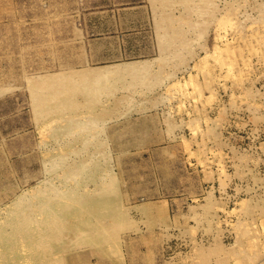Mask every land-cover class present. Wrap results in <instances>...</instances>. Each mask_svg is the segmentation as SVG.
Here are the masks:
<instances>
[{"label":"rangeland","instance_id":"1","mask_svg":"<svg viewBox=\"0 0 264 264\" xmlns=\"http://www.w3.org/2000/svg\"><path fill=\"white\" fill-rule=\"evenodd\" d=\"M196 1L0 0V264H264V0ZM223 33L234 66L214 58ZM143 61L149 80L83 84Z\"/></svg>","mask_w":264,"mask_h":264},{"label":"bare ground","instance_id":"2","mask_svg":"<svg viewBox=\"0 0 264 264\" xmlns=\"http://www.w3.org/2000/svg\"><path fill=\"white\" fill-rule=\"evenodd\" d=\"M205 1V0H204ZM203 1V2H204ZM195 2H198V1H196L195 0ZM169 3V2H168ZM194 3V2H193ZM200 3H201V1H200ZM197 6H198V4L195 6L196 7V11H197ZM200 6V5H199ZM198 6V7H199ZM205 7H207V6H205ZM212 7V6H211ZM190 8V7H189ZM200 8H202V10H200V11H203V13L202 14H199L198 16H200V15H204V12H205V10H203V8L204 7H200ZM208 8V7H207ZM210 8V7H209ZM191 9V8H190ZM190 9H188V11L190 10ZM193 10V9H192ZM211 10V9H210ZM214 10V9H213ZM212 11V10H211ZM198 12V11H197ZM208 12V11H207ZM195 13V15L196 14H198V13H196V12H194ZM208 15V14H207ZM210 15V14H209ZM225 15H229V13L228 14H225ZM225 15L224 16H222L221 15V21H220V25L221 26H223V27H225V28H222V30H226V28L227 27H232L233 26V19L230 17V16H226L225 17ZM188 16V15H187ZM233 16V15H232ZM190 17V16H189ZM193 17V16H192ZM202 17H204V16H202ZM194 19H195V17H194ZM193 19V20H194ZM197 19H199L198 17H197ZM203 19H205V18H203ZM219 19H220V16H219ZM186 21V20H185ZM196 21V20H195ZM203 21H205V20H203ZM194 22V21H193ZM199 22V21H198ZM235 23V22H234ZM232 24V25H231ZM191 25V24H190ZM193 26V25H192ZM191 26V27H192ZM220 27V26H219ZM258 34V33H257ZM226 33H225V35H224V33L223 34H221V35H219L218 37L220 38V39H222V41H223V39H224V45L223 46H221V45H217L216 47H215V49L216 50H218V51H220V52H217L216 54H214L215 56H214V58H217V60H219V61H221L222 62V65H231L232 63H233V61H234V59H232V56H230V55H232L230 52L228 53V54H225V53H223V51H226L228 48V45H229V42H228V37L226 38ZM252 37H254L253 35H251ZM256 36V35H255ZM258 36V35H257ZM217 37V38H218ZM238 37V36H237ZM225 38L227 39V40H225ZM258 39V38H257ZM234 40V39H233ZM253 44V43H252ZM262 44H264V43H262ZM253 46H254V44H253ZM263 46V45H262ZM248 48V47H247ZM215 50V51H216ZM253 50H255V49H253ZM213 53H215L214 51H213ZM234 53V52H233ZM212 54V53H211ZM210 56V55H209ZM211 56H213V55H211ZM233 65V64H232ZM148 63L147 62H145V61H143V62H127V63H121V64H118V65H113V66H104V67H99V68H94V69H91L90 71L88 70V71H86L85 73H83V75L84 76H88V79H83L82 81H83V84L84 83H93V86H92V89L94 90V91H96V90H107V88L108 87H106V86H104L105 84H107V83H111V82H114V81H116L117 79H119V80H123V78L125 77L126 78V76H137V77H139V79L140 78H142L141 80H145V78H147V80H149L148 79V77H150V78H152V75H154L152 72H153V70H151V69H148ZM209 62H208V60H206V58H205V62H204V66L202 67V69H203V72H206V73H210L209 71H208V69H209ZM234 66V65H233ZM233 66H231V67H233ZM229 69L228 70H230V66H227ZM234 67L233 68H231V70H233V72H234V74H235V71H234ZM207 70V71H206ZM232 72V73H233ZM241 72V71H240ZM65 73V72H64ZM149 73H151V75H149ZM59 74V73H58ZM229 74H230V71H229ZM70 76H65V74H60V75H58V77H57V75L56 74H54V75H52V76H49V78H48V80H51V81H56V83H58V84H56V88L60 91V89H62V87L63 86H65L66 84L68 85V87L70 88V83L68 82V81H66L65 79H67V80H71V83L72 82H75V77H73L74 75H77L75 72H72V74L70 73L69 74ZM241 75V74H240ZM42 77H43V75H42ZM42 77H40V78H42ZM73 77V78H72ZM195 77L196 76H194V75H191V77L189 78V79H187L186 78V80L185 81H187V82H185V83H187L186 85H188V83L190 82H192V81H196L195 80ZM234 77V76H233ZM242 77V76H241ZM46 78V77H45ZM129 78H131V80H129V81H132V77H129ZM116 79V80H115ZM47 80V81H48ZM152 80V79H151ZM77 81V80H76ZM138 81H140V80H138ZM43 82H44V80H43ZM135 82V81H134ZM152 82V81H151ZM31 83V86L32 85H34V83L33 82H30ZM33 83V84H32ZM64 83V84H63ZM184 83V84H185ZM40 84V83H39ZM38 84V85H39ZM97 84H98V87H97ZM183 84V85H184ZM101 85L103 86V87H101ZM132 85V84H131ZM186 85L185 86H182V87H184L183 89H188V87L186 88ZM191 85H195V83L194 84H192L191 83ZM51 86V85H50ZM54 86V85H53ZM196 86H198L197 85V83H196ZM35 88L37 87V86H34ZM33 86H32V88H34ZM181 87V88H182ZM67 88V87H66ZM130 88V87H129ZM194 88L195 89H198L199 88V86H198V88H196L195 86H194ZM200 88H201V90H200ZM200 88L198 89V91L199 92H202V87H201V85H200ZM241 88V87H240ZM56 89V90H57ZM114 89V88H113ZM182 89V90H183ZM36 90V89H35ZM34 90V93L35 92H37V90L35 91ZM101 90H100V92H101ZM49 91V90H48ZM244 91V90H243ZM182 92V91H181ZM190 92V91H189ZM188 92V90H187V93H189ZM241 92V91H240ZM245 92H247V91H245ZM244 92V93H245ZM185 93V94H184ZM36 94V93H35ZM235 94V93H234ZM234 94H233V97H234ZM103 95V93L102 94H100V96H102ZM183 95H186V91H183ZM198 95H201L200 93L198 94ZM244 95V94H243ZM188 96H191V95H188ZM60 97H62V96H60ZM63 97H65V96H63ZM96 96H94L93 95V98H95ZM59 100H60V98H59ZM62 102V101H61ZM54 103V102H53ZM58 103V102H57ZM59 104H60V101H59ZM63 104H64V102H63ZM66 104V103H65ZM64 104V105H65ZM58 105V104H57ZM51 106V105H50ZM91 108H92V110H95L93 107H94V105H91L90 106ZM51 108V107H50ZM53 108V107H52ZM60 108V107H59ZM105 110V109H104ZM104 112H106V110L104 111ZM93 113V112H92ZM92 113H91V115H92ZM59 117V116H58ZM63 117H65V115L63 114ZM86 117H89V116H86ZM78 118V117H77ZM77 118H76V120H77ZM80 118V117H79ZM58 119H60V118H58ZM58 119H49L51 122H56L57 123V121L58 122H60V120H58ZM66 120V119H65ZM71 120V119H70ZM74 119H72V122H74L73 121ZM82 120V123H84L83 121H84V119H81ZM41 121H43V120H41ZM50 121L48 122V123H50ZM64 121V120H63ZM67 121V120H66ZM75 122H78V121H75ZM74 122V123H75ZM81 122V121H80ZM79 122V123H80ZM91 122H93V123H95L96 122V120L95 119H89L88 120V123H91ZM62 123V122H61ZM55 124V123H54ZM59 124V123H58ZM57 124V125H58ZM51 125V124H50ZM50 125H46V126H50ZM53 125V124H52ZM46 126H44V128L46 127ZM82 127H80V128H83V129H81V130H84L85 129V127L83 126V125H81ZM95 126V125H94ZM93 126V127H94ZM56 127V126H55ZM80 128H79V126H78V129L80 130ZM45 129H47V127L45 128ZM50 129H51V127H50ZM70 129H71V127H70ZM69 129V130H70ZM77 130V127L76 126H72V130H70V131H74V130ZM48 130V129H47ZM58 130H59V128H58ZM75 130V131H76ZM47 132V131H46ZM50 133V132H49ZM80 133V132H79ZM57 134V133H56ZM53 135V134H52ZM87 146H89V145H87ZM72 153H73V151H71ZM79 152V151H78ZM84 152V151H83ZM91 152V151H90ZM102 152V151H101ZM101 152H99V153H101ZM66 153V152H65ZM70 153V152H69ZM86 153V152H85ZM92 153H94V152H92ZM63 154V153H62ZM81 154H82V151H81ZM84 154V153H83ZM91 154V153H90ZM89 154V155H90ZM96 154V153H95ZM85 155V154H84ZM242 156V155H241ZM63 157H65V156H63ZM87 157V156H86ZM105 157V156H104ZM101 159V158H100ZM104 159V158H103ZM108 159V158H107ZM239 159V158H238ZM84 160V159H83ZM105 160H106V158H105ZM78 161V160H77ZM89 161V160H88ZM54 162V161H53ZM76 162V161H75ZM74 162V163H75ZM64 164V163H63ZM66 164V163H65ZM87 163H85V165H86ZM70 165V164H69ZM88 165V164H87ZM61 166V165H60ZM63 166V165H62ZM66 167L68 166V164H66L65 165ZM63 168V167H62ZM86 170V169H85ZM89 170V169H88ZM223 170H224V166H223ZM92 172V171H91ZM79 173V172H78ZM84 174V173H83ZM76 174H74V176H75ZM79 177V176H78ZM77 177V178H78ZM101 177V176H100ZM76 178V179H77ZM68 180V179H67ZM70 180V179H69ZM103 180V179H102ZM101 180V181H102ZM106 180V179H105ZM56 181V180H55ZM98 181V180H97ZM100 181V182H101ZM57 182V181H56ZM99 182V183H100ZM108 182V181H107ZM99 183H97L98 185H101V184H99ZM110 183V182H109ZM91 184V183H90ZM96 184V185H97ZM112 184V183H111ZM46 185V184H45ZM103 185V184H102ZM107 185V184H106ZM53 186H55V189H56V187H57V184H53ZM92 186V185H91ZM38 187V186H37ZM88 187V186H87ZM101 187V186H100ZM109 187V186H108ZM42 188H43V185H42ZM93 188V187H92ZM32 189V188H31ZM29 190V191H27V192H25L24 194H22V196H21V198H19V199H17L16 200V202L15 203H19L21 200H23V198H25L28 194H29V192L30 191H33V190ZM38 189V188H37ZM46 189V188H45ZM58 189V188H57ZM97 189V188H96ZM109 189V188H108ZM111 189V188H110ZM49 190H52V189H49ZM103 190H105L104 188H103ZM96 192L98 191V190H95ZM34 192V191H33ZM33 192H30V193H32L33 194ZM36 192V191H35ZM42 193L43 192H46V190L45 191H41ZM52 192H53V190H52ZM94 192V191H93ZM95 193V192H94ZM36 194H38V193H36ZM44 194V193H43ZM42 194V195H43ZM53 194V193H52ZM34 195H35V193H34ZM38 195H41V194H38ZM55 195V194H54ZM54 195H52V196H54ZM57 195V194H56ZM88 195H90V192H89V194ZM47 196V195H46ZM91 196V195H90ZM93 196V195H92ZM32 197V196H31ZM48 198H49V196H47ZM56 197H58V196H56ZM64 197H65V195H64ZM59 198V197H58ZM61 198V197H60ZM62 198H63V196H62ZM88 198H90V197H88ZM50 199H53V198H51V196H50ZM68 199V198H67ZM66 199V200H67ZM105 199H106V197H105ZM34 200V199H33ZM100 202H108V200H99ZM118 201V200H117ZM247 201V200H246ZM245 201V199H244V202H243V200H242V202L243 203H245L246 202ZM51 202H55V201H50V203H49V205L51 204ZM78 202V201H77ZM70 203V202H69ZM80 203V202H79ZM247 203V202H246ZM245 203V204H246ZM145 204V203H144ZM150 204V203H149ZM154 204V203H153ZM152 204V205H153ZM159 204V203H158ZM161 204V203H160ZM244 204V205H245ZM39 205V204H38ZM78 205V204H77ZM147 204H145V206H146ZM154 205H156V203L154 204ZM153 205V206H154ZM244 205H242V206H244ZM247 205V204H246ZM254 205V204H253ZM33 206V205H32ZM45 206V205H44ZM47 206H48V204L45 206V207H40V208H38L37 210H33V213L35 214L34 216H37L39 219H35V221H34V228H36V230L38 231V234H39V236H41V237H39L40 239L39 240H41V239H43V237H45L44 235H45V233H46V231L47 230H49L48 228L49 227H52L53 225H50V226H48L49 225V222L48 223H46L47 221H49L47 218L46 219H44L45 218V214L46 213H48V212H46L45 210L47 209L48 210V208H47ZM66 206V205H65ZM71 206V205H70ZM144 206V207H145ZM148 206V205H147ZM162 206H165V205H162ZM241 206V207H242ZM26 207V206H25ZM55 207H57L56 205H55ZM141 207V206H140ZM149 207H151V205L149 206ZM66 208V207H65ZM68 208V207H67ZM71 208V207H70ZM146 208V207H145ZM151 208H153V207H151ZM165 208V207H164ZM249 208H251V207H249ZM253 208V207H252ZM251 208V209H252ZM34 209V208H33ZM147 209H148V207H147ZM146 209V210H147ZM235 210V209H234ZM255 210V209H254ZM51 211L52 210H50V213H51ZM243 211V210H242ZM58 213H59V210L57 211ZM130 212V211H129ZM129 212L127 213V214H129ZM55 213V212H54ZM131 213V212H130ZM164 213H165V211H164ZM31 215H32V213H31ZM44 217H43V216ZM53 215V214H52ZM42 217V218H41ZM126 217H127V215H126ZM128 217H129V215H128ZM130 217H131V215H130ZM35 218V217H34ZM57 218V217H56ZM58 218H59V216H58ZM51 219V218H50ZM94 219V218H93ZM110 219V218H109ZM52 220V219H51ZM53 220H55L54 218H53ZM106 220H108V219H106ZM127 220V219H126ZM59 221H61V219L59 220ZM59 221H57V222H59ZM64 221V220H63ZM63 221H62V223H63ZM100 221V220H99ZM102 221V220H101ZM100 221V222H101ZM104 221V220H103ZM127 221H129V218H128V220ZM55 222H56V220H55ZM94 222H97L98 223V225H99V222L98 221H94ZM105 222V221H104ZM118 222V221H117ZM124 222H126V221H124ZM240 223H241V220L239 221ZM243 222H245L244 220L242 221V225L241 226H243ZM44 223H46L45 225H43ZM65 223H66V221H65ZM101 223H103V222H101ZM100 223V224H101ZM246 223V222H245ZM48 224V225H47ZM57 224V223H56ZM87 224V223H86ZM107 224L109 225V221L107 222ZM110 224H112V223H110ZM122 224V223H121ZM58 225V224H57ZM56 225V226H57ZM59 225H62V224H59ZM59 225H58V227H59ZM65 225V224H64ZM114 225H117V224H114ZM246 225V224H245ZM23 226H24V224H22V223H20V222H16L15 224H14V226H13V230H15L19 235L21 234V232H22V230H23ZM27 226H28V228H31L32 226H31V224L29 225V224H27ZM55 226V225H54ZM53 226V227H54ZM66 226V225H65ZM100 226H103V225H100ZM238 226V225H237ZM241 226H238V227H241ZM111 227V226H110ZM64 228V227H63ZM62 228V229H63ZM243 228H244V226H243ZM69 229V228H68ZM100 229H102V228H100ZM112 229H114V228H111V230ZM244 229H247V228H244ZM56 230H57V227H56ZM105 230H107L106 229V227H105V229L103 230V231H105ZM110 230V231H111ZM58 231H59V229H58ZM65 231V230H64ZM92 231V230H91ZM100 232H101V234H102V231L101 230H99ZM243 231V230H242ZM3 232V234L4 235H6V233L4 232V231H2ZM51 232V231H50ZM55 232V231H54ZM61 232V231H60ZM87 232H89V231H87ZM105 232H107V231H105ZM104 232V233H105ZM71 233V232H70ZM78 233V232H77ZM93 233V232H92ZM94 233H96V232H94ZM56 234V233H55ZM63 235H64V233H62ZM66 234V233H65ZM69 234V233H68ZM80 234H81V232H79V235L78 236H80ZM82 234H83V231H82ZM97 234V233H96ZM107 234V233H106ZM110 234H113V235H116V234H114L113 233V230H112V233L110 232ZM109 234V235H110ZM118 234V233H117ZM91 235V234H90ZM94 235V234H93ZM108 235V234H107ZM108 235V236H109ZM65 236V235H64ZM12 238V240H17V238H18V240H19V242H18V244H20V246L21 245H23V244H25V241H23L22 239H20V236L19 237H16V235H14V234H12V236H11ZM46 237H48V235L46 236ZM49 237H51V236H49ZM113 237V236H112ZM69 238V237H68ZM94 238V237H93ZM107 238H109V237H104V239H105V241H103V242H105V243H108V242H106V241H108V240H106ZM63 239H66L65 237L63 238ZM103 239V240H104ZM69 240V239H68ZM43 241V240H42ZM110 241V240H109ZM111 241H113V240H111ZM41 242V241H40ZM46 242V241H45ZM48 242V241H47ZM50 242V241H49ZM44 244H46V243H44ZM27 245V247L29 246L30 248L31 247H33V248H35V242L34 241H31L30 242V244H26ZM25 246V245H24ZM38 246H40V245H38ZM37 246V247H38ZM42 246V245H41ZM51 245H49V247H50ZM64 246H65V244H64ZM64 246H63V248H64ZM117 246V245H116ZM26 247V246H25ZM43 248V247H42ZM46 248H48V247H46ZM51 248V247H50ZM199 248V247H198ZM41 250V249H40ZM51 250H52V248H51ZM50 250V251H51ZM44 251V250H43ZM50 251H49V253H50ZM64 251V250H63ZM118 251H120V250H118ZM100 252H102V251H100ZM51 254V253H50ZM50 254H48V256H50ZM57 254V253H56ZM103 254H105V253H103ZM105 256V255H104ZM44 257H45V252H44ZM54 257V256H53ZM55 257H57V255L55 256ZM103 257V256H102ZM107 257V256H106ZM46 258H48L49 259V257H46ZM39 260H40V264H42V261L44 260L45 261V258H42V257H40L39 259L38 258H30L29 257V261H28V264H34V263H37V262H39ZM54 262L55 260H51L50 259V263L51 262ZM57 261V260H56ZM55 263V262H54ZM60 263H61V261H60ZM203 263V262H202ZM45 264H47V262L45 263ZM74 264V263H73ZM108 264V263H107ZM193 264V263H192Z\"/></svg>","mask_w":264,"mask_h":264}]
</instances>
